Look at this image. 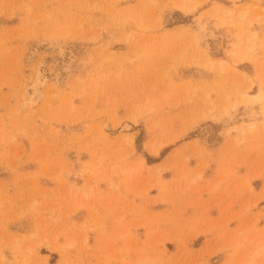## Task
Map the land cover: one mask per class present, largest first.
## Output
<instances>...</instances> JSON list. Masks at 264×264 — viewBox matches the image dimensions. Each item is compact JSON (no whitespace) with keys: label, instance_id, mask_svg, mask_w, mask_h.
<instances>
[{"label":"rangeland","instance_id":"rangeland-1","mask_svg":"<svg viewBox=\"0 0 264 264\" xmlns=\"http://www.w3.org/2000/svg\"><path fill=\"white\" fill-rule=\"evenodd\" d=\"M0 264H264V0H0Z\"/></svg>","mask_w":264,"mask_h":264},{"label":"bare ground","instance_id":"bare-ground-1","mask_svg":"<svg viewBox=\"0 0 264 264\" xmlns=\"http://www.w3.org/2000/svg\"><path fill=\"white\" fill-rule=\"evenodd\" d=\"M53 46H56L55 48H58L61 45L55 44ZM31 55L33 56L34 54L32 53ZM31 57H29V58H31ZM208 62L210 63L211 61L209 60ZM71 68H72V61L69 60L67 62V64L64 66V73L70 72ZM47 83H48V79H47L45 72L38 71L37 74L35 75V79H34L33 83L30 86L31 93H30V96L28 99L29 100L28 102L30 104L39 105L45 99L44 88L46 87Z\"/></svg>","mask_w":264,"mask_h":264}]
</instances>
